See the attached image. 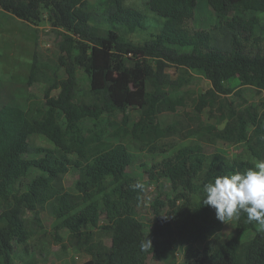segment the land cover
<instances>
[{
	"label": "trees",
	"instance_id": "trees-1",
	"mask_svg": "<svg viewBox=\"0 0 264 264\" xmlns=\"http://www.w3.org/2000/svg\"><path fill=\"white\" fill-rule=\"evenodd\" d=\"M124 1L109 0L108 26L102 28L94 24L88 0H0V9L22 21L39 25L47 16L53 27L63 29L59 64L53 71H65V78L49 80L44 107H0V264H16L17 256L31 250L33 233L23 214L35 212L44 228L39 215L51 202L60 221L54 238L62 240L61 228L69 231L70 238L86 241L90 235L86 226L112 234L109 249L89 247L92 258L81 264L173 261L178 238L204 245L188 264H264V232L248 223L245 213L236 220L235 234L223 239L224 223L202 203L204 185L217 176L254 167L248 160H230L220 146L243 144L264 160V113L251 104L244 109L232 101L220 105L219 120L225 126L196 130L202 145H183V139L174 138L178 127H164L160 120L161 114L176 113L185 104L177 96L185 84L173 79L172 68L201 72L210 82L211 88L194 100L196 115L206 109L213 115L218 99L238 87L264 92V33L256 31L257 26L264 31V24L257 16L246 15L264 13V0H149L148 13L163 21L142 45L126 35L146 30L148 17L125 7ZM200 2L218 14V23L209 29L195 27ZM129 57L132 68L126 64ZM38 61L36 55L29 85L36 81ZM79 69L90 77L91 102L78 89ZM231 81L235 86L229 85ZM130 108L140 112L130 116ZM115 111L123 113L117 133L140 142L141 151L150 156L145 164L147 183L132 176L136 156L124 144H107L97 132L83 133L84 121L97 122ZM251 125L254 130L249 134ZM31 135L52 147L32 146ZM32 170L38 173L31 175ZM71 170L74 191L64 183ZM164 182L173 194L162 197L158 192L152 197L153 230L148 237L137 210L147 204L148 190ZM137 183L142 187H134ZM102 217L107 221L103 226ZM249 232L254 236L242 241ZM146 238L152 248L143 251L140 244Z\"/></svg>",
	"mask_w": 264,
	"mask_h": 264
},
{
	"label": "rangeland",
	"instance_id": "rangeland-1",
	"mask_svg": "<svg viewBox=\"0 0 264 264\" xmlns=\"http://www.w3.org/2000/svg\"><path fill=\"white\" fill-rule=\"evenodd\" d=\"M149 0H125L124 5L127 8L136 9L148 17L146 30H137L135 33L126 35L127 39L135 44L142 45L155 33L157 28L162 25V19H155L153 14L148 13L147 2ZM109 0H88V10L93 15L94 24L106 28L108 25L105 22L107 13L109 12ZM247 17L257 16L260 24H264V13L247 12ZM147 21V19H146ZM151 23V24H150ZM218 23V14L213 11L205 2H200L196 12L195 27L198 29H209ZM257 33L264 31L257 26ZM63 29L55 28L45 16L44 21L39 25H33L18 19L17 17L4 12L0 9V107L3 104L17 106L21 109L44 107L45 96L44 92L47 88L50 79L65 78V71L53 69L59 64L61 54L60 44L64 40L62 35ZM77 52V51H75ZM38 56L37 76L35 82L29 85V80L32 74V67L35 56ZM131 58V57H129ZM129 68L134 67L133 58L126 60ZM173 79L185 84L179 90L177 96L184 99V106L178 108L176 113L167 112L160 115L161 123L164 127L175 124L178 127L176 139H183V145H198L202 142L199 136L194 133L201 126L217 124L220 129L225 126L224 121L219 120L220 105L227 106L229 101L234 103L240 109L251 104L257 108L260 114L264 113V92L258 91L251 86L238 87L235 91L227 96H221L216 102V107L213 110V115L210 110L206 109L202 114L196 115L193 108L194 100L202 93L211 88V84L203 76L201 72H188L176 69H169ZM56 74V75H55ZM78 89L80 94L85 97L86 102H91L93 96L90 95V77L82 70L77 72ZM236 82L231 81L230 86H235ZM58 91L54 94L57 95ZM238 93H240L238 95ZM247 102V103H244ZM226 108V107H225ZM140 111L130 108L128 114L135 115ZM123 113L115 111L113 113H105L102 118L95 122L88 119L83 122L85 136L97 132L102 136V140L107 144H124L133 154H135V162L131 169V174L135 178L147 183L148 175L146 170L150 163V156L147 151H141V143L136 142L131 137H126L123 133H117L121 127ZM254 127L251 125L249 134H252ZM117 133V134H116ZM194 133V134H193ZM29 142L34 147L51 148L44 138L38 135H31ZM204 144V143H203ZM230 160L243 159L252 163L258 159L243 144L234 146H220ZM42 154H40L41 156ZM167 155L161 156L165 157ZM37 170H32L31 175L37 174ZM75 172L70 171L64 177V183L69 191H74ZM159 187V188H157ZM148 202L137 210L138 215L146 223V233L151 237L153 225L151 223V211L149 209L150 201L158 192L162 193V197L172 193L169 183L164 182L159 185H153L149 190ZM175 195V193H174ZM54 203L51 202L47 209L39 216L44 228H40L37 223V214L33 211H25L23 219L27 226L32 230V245L28 253L17 256L16 264H81L89 261L92 258L89 253V247L97 249L104 247L109 249L111 246L112 234L110 231L101 228L86 226L84 230L90 232L86 241L73 239L69 237L67 229H58V235L62 238L53 237L54 228L60 223L53 215ZM2 208H0V211ZM107 221L104 217L101 218V226ZM236 220L224 223L221 231L223 239H228L235 234ZM254 232L247 233L241 238L242 241L250 240L254 236ZM178 251L173 261H162L161 264H188L190 260L197 257L203 252L204 245L202 243H187L185 240L178 238Z\"/></svg>",
	"mask_w": 264,
	"mask_h": 264
},
{
	"label": "clouds",
	"instance_id": "clouds-1",
	"mask_svg": "<svg viewBox=\"0 0 264 264\" xmlns=\"http://www.w3.org/2000/svg\"><path fill=\"white\" fill-rule=\"evenodd\" d=\"M134 187H142L137 183ZM203 205L215 210L216 219L223 223L239 220L242 213L248 223H255L264 232V160L244 172L217 176L204 185ZM141 250L152 248V241H141Z\"/></svg>",
	"mask_w": 264,
	"mask_h": 264
}]
</instances>
